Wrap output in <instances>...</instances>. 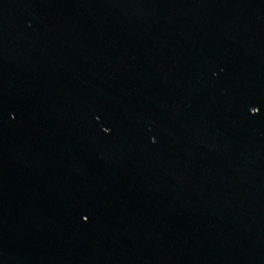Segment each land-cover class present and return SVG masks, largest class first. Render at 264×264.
Masks as SVG:
<instances>
[{"label":"water","instance_id":"1","mask_svg":"<svg viewBox=\"0 0 264 264\" xmlns=\"http://www.w3.org/2000/svg\"><path fill=\"white\" fill-rule=\"evenodd\" d=\"M0 264H264V0H0Z\"/></svg>","mask_w":264,"mask_h":264},{"label":"snow or ice","instance_id":"2","mask_svg":"<svg viewBox=\"0 0 264 264\" xmlns=\"http://www.w3.org/2000/svg\"><path fill=\"white\" fill-rule=\"evenodd\" d=\"M252 109H256V112H255V113H253L252 115H253V116H255V115H258V113H259V109H258V108H256V107H253ZM152 142H153V143H155V140H153ZM84 219H85V221H87L88 217H87V216H85V217H84Z\"/></svg>","mask_w":264,"mask_h":264}]
</instances>
